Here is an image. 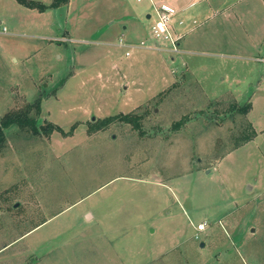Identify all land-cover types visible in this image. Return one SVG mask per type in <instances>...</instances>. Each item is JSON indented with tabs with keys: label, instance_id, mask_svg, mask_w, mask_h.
<instances>
[{
	"label": "rangeland",
	"instance_id": "1",
	"mask_svg": "<svg viewBox=\"0 0 264 264\" xmlns=\"http://www.w3.org/2000/svg\"><path fill=\"white\" fill-rule=\"evenodd\" d=\"M31 1L0 0V123L40 99L64 132L6 130L0 264H264V0H198L166 58L120 45L151 0Z\"/></svg>",
	"mask_w": 264,
	"mask_h": 264
},
{
	"label": "trees",
	"instance_id": "2",
	"mask_svg": "<svg viewBox=\"0 0 264 264\" xmlns=\"http://www.w3.org/2000/svg\"><path fill=\"white\" fill-rule=\"evenodd\" d=\"M20 1L32 7H38L41 11L44 10L45 8L43 4H38L37 2L31 1V0H20ZM68 2L69 0H54V5L59 7ZM228 107H230V110H229L230 112L247 114L252 109V103L250 101L245 102V104L243 105L232 103ZM33 110H35L34 114H32ZM225 111L226 109L224 110V112H222L224 113V115L230 113L227 111L225 113ZM41 112H42L41 100L38 99L36 102L30 103L28 104V106L22 109H19L18 111H14L9 114H6L0 123V153L4 150L5 144L7 142L6 130L14 126L27 130L31 132L32 134H36V135L50 136L54 131L64 132V129H62V127H60L59 125H56L53 122L43 123L40 119ZM139 119H140V116L137 114H119V115L108 116L99 122L98 128L106 127L115 121H121V122H125L128 124L131 123L137 129H139L140 128ZM181 124H183V120L177 121L174 124V128L178 129V127ZM76 126L77 125L74 124L71 128V131ZM245 130H247V132L249 131L251 134L249 133V135H247V137L244 138L243 141L239 145L251 139V137L256 134L254 127L250 122L246 126Z\"/></svg>",
	"mask_w": 264,
	"mask_h": 264
},
{
	"label": "built area",
	"instance_id": "3",
	"mask_svg": "<svg viewBox=\"0 0 264 264\" xmlns=\"http://www.w3.org/2000/svg\"><path fill=\"white\" fill-rule=\"evenodd\" d=\"M154 12L156 15V22L152 26V37L156 40H165L169 41L171 47L167 51L169 52H179V39L180 36H175L172 28L173 19L176 15L175 9L165 3L154 4ZM121 46H128L129 45L121 38L120 40ZM144 46L145 43L142 42ZM129 54V53H128ZM208 223L204 221L199 224L197 227L198 232H204L206 230Z\"/></svg>",
	"mask_w": 264,
	"mask_h": 264
},
{
	"label": "crops",
	"instance_id": "4",
	"mask_svg": "<svg viewBox=\"0 0 264 264\" xmlns=\"http://www.w3.org/2000/svg\"><path fill=\"white\" fill-rule=\"evenodd\" d=\"M178 1L179 0H165V1H162L163 3H165V2H167V3H169L174 9H175V11H176V15H175V17L177 16V15H180L184 10H186L188 7H190L191 5H194L198 0H190L187 4H185V5H182V4H179L178 3ZM151 2H152V4H153V7H154V4H160L161 2H159L158 0H151ZM155 13V12H154ZM147 17L150 19V18H152V13L150 14V13H148L147 14ZM178 23H179V26H182L184 23H183V20H182V18L181 19H179L178 20ZM173 25H172V30H173V32H174V35L175 36H180V39H179V41H178V43H179V49H180V46H181V40L184 38V36H185V33L183 32V30H181V28H178V27H175V24H176V20H174L173 19V23H172ZM124 28H125V31L128 29V26H124ZM152 36V35H151ZM153 38V37H152ZM142 42H144V41H142ZM142 42L140 43V44H132V43H127L128 45H129V47L128 46H124V47H126V48H128L129 50L126 52V55L127 56H129L130 54H131V51L130 50H134V49H153V50H159L160 52H163L164 54H165V58L167 57V56H169V55H166V53L167 52H169V51H167L168 49H169V44L166 46L164 43V41H160V40H156V39H152L151 41L150 40H148L147 42H144L145 43V45L143 46L142 45ZM179 52H180V50H179ZM129 53V54H128ZM171 59H172V61H174L175 60V57H172V55H171ZM116 64H117V66L119 67L120 66V64L119 63H117L116 62ZM120 69H121V67H119ZM122 70V69H121ZM173 81H167L163 86L166 88V87H168L171 83H172ZM255 264H261V263H259V262H257V261H255Z\"/></svg>",
	"mask_w": 264,
	"mask_h": 264
},
{
	"label": "water",
	"instance_id": "5",
	"mask_svg": "<svg viewBox=\"0 0 264 264\" xmlns=\"http://www.w3.org/2000/svg\"><path fill=\"white\" fill-rule=\"evenodd\" d=\"M93 120H95V117H93ZM18 206V204L15 206V207H17ZM202 247H204V242H202Z\"/></svg>",
	"mask_w": 264,
	"mask_h": 264
}]
</instances>
